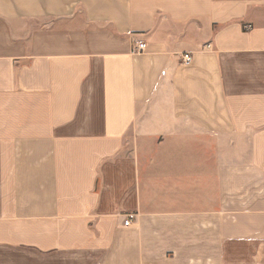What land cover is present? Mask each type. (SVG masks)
<instances>
[{
	"label": "crops",
	"instance_id": "1",
	"mask_svg": "<svg viewBox=\"0 0 264 264\" xmlns=\"http://www.w3.org/2000/svg\"><path fill=\"white\" fill-rule=\"evenodd\" d=\"M0 264H264V0H0Z\"/></svg>",
	"mask_w": 264,
	"mask_h": 264
},
{
	"label": "built area",
	"instance_id": "2",
	"mask_svg": "<svg viewBox=\"0 0 264 264\" xmlns=\"http://www.w3.org/2000/svg\"><path fill=\"white\" fill-rule=\"evenodd\" d=\"M145 47L146 46L144 44H139L136 48V53H141L145 49ZM182 61L183 63L188 64L190 62L189 55H183ZM123 224L124 226H128L130 224V219L125 220Z\"/></svg>",
	"mask_w": 264,
	"mask_h": 264
}]
</instances>
